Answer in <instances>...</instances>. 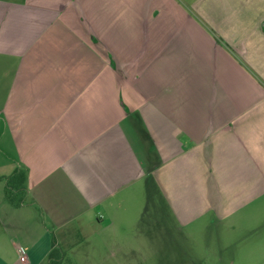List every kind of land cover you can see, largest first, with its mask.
I'll list each match as a JSON object with an SVG mask.
<instances>
[{"label":"crops","instance_id":"crops-1","mask_svg":"<svg viewBox=\"0 0 264 264\" xmlns=\"http://www.w3.org/2000/svg\"><path fill=\"white\" fill-rule=\"evenodd\" d=\"M181 8L174 0H0V264L53 261L55 232L93 215L107 229L133 221L149 169L198 163L180 158V132L193 150L209 140L222 213L232 199L264 191L263 114L203 108L204 67L215 79L218 52ZM210 20L226 39L252 27L247 15ZM258 22L264 31V15ZM235 83L239 107L248 99L242 73ZM162 189L172 206L178 189L175 197Z\"/></svg>","mask_w":264,"mask_h":264},{"label":"rangeland","instance_id":"rangeland-1","mask_svg":"<svg viewBox=\"0 0 264 264\" xmlns=\"http://www.w3.org/2000/svg\"><path fill=\"white\" fill-rule=\"evenodd\" d=\"M174 1L184 9L192 26L203 32L207 46L211 45L218 52L216 65L219 70L215 79L213 71L204 67L210 80V92L208 100L203 99V108L209 101L208 107L213 108L214 113L232 104L234 109H248L251 117L260 112L263 117L257 128L264 141V31L258 27V18L264 15V0ZM223 14L250 16L252 27L237 38L217 37L211 28L210 17ZM228 40L233 51L227 49ZM225 62L232 64L228 67L233 68L230 73L235 76V80L231 76L227 84L224 74L229 70L224 66ZM237 72L244 77L240 91L247 92L248 98L244 97L239 107L233 101L239 93L235 83ZM205 86L206 81H203L202 87ZM233 86L230 96L221 92ZM252 121L250 118V123ZM184 135L185 138L180 132L183 142L180 158L194 160L196 157L198 163L191 162L185 168L179 167L178 162L169 163L159 172L152 173L160 196L152 193L154 204L149 206L142 220V211L152 190L147 184L140 188L141 209L133 221L122 220L121 227L107 229L101 228L93 215L91 223L80 227L77 222L79 226L73 224L68 230H57L54 260L42 264H264V191H250L240 204L238 199H232L233 205L228 204L231 207L222 213L208 176L210 142H202L201 137L200 146L193 150L195 144L188 138L190 135L187 132ZM136 137V145L144 157ZM9 184L12 181L9 180ZM163 186L168 187L169 194L174 197L178 189L179 207L177 197L172 206H167ZM213 191L212 204L216 205L212 208Z\"/></svg>","mask_w":264,"mask_h":264},{"label":"trees","instance_id":"trees-1","mask_svg":"<svg viewBox=\"0 0 264 264\" xmlns=\"http://www.w3.org/2000/svg\"><path fill=\"white\" fill-rule=\"evenodd\" d=\"M133 114V113H132ZM134 119L138 122L139 118L136 116V115H133ZM138 119V120H137ZM150 148L153 149V146H152V143H150ZM151 170L152 169H149L147 174H146V177H145V181H146V184L148 187H150L152 190H150L149 194H148V199L146 200L147 204H146V207L144 209V214L143 215H146L147 212H148V209H149V206L154 204L153 201L151 200V196H152V193L154 194H157L159 195L160 191L158 190V187L156 185V183L154 182V180L152 179V173H151ZM160 196V195H159Z\"/></svg>","mask_w":264,"mask_h":264},{"label":"built area","instance_id":"built-area-1","mask_svg":"<svg viewBox=\"0 0 264 264\" xmlns=\"http://www.w3.org/2000/svg\"><path fill=\"white\" fill-rule=\"evenodd\" d=\"M17 251H18V254H19V259L21 261H24V259H25V249L22 246H19Z\"/></svg>","mask_w":264,"mask_h":264}]
</instances>
